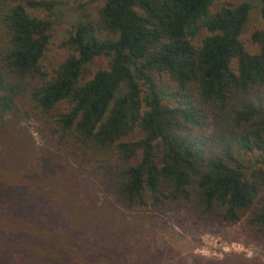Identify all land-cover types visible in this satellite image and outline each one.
Wrapping results in <instances>:
<instances>
[{
  "label": "trees",
  "instance_id": "trees-1",
  "mask_svg": "<svg viewBox=\"0 0 264 264\" xmlns=\"http://www.w3.org/2000/svg\"><path fill=\"white\" fill-rule=\"evenodd\" d=\"M215 1L85 0L51 61L58 1L0 0V264H264L171 259L148 225L182 208L264 251V27L240 39L264 0Z\"/></svg>",
  "mask_w": 264,
  "mask_h": 264
},
{
  "label": "rangeland",
  "instance_id": "rangeland-1",
  "mask_svg": "<svg viewBox=\"0 0 264 264\" xmlns=\"http://www.w3.org/2000/svg\"><path fill=\"white\" fill-rule=\"evenodd\" d=\"M56 25L52 32L48 58L51 61H62L67 55L61 42L66 38L70 26L75 24L80 17L78 4L85 0H57ZM245 0H216L209 9V14H214L220 8L234 6ZM264 27L258 8L253 6L248 22L240 37L247 51L256 53L257 48L250 41V36L256 30ZM206 32L202 29L199 38ZM93 70L106 67V59L99 58L93 62ZM168 86L165 82L164 87ZM37 146H41L36 125L30 120L23 121ZM148 222L154 229L156 237L170 247L171 259H186L191 256L206 260H221L226 254H244L247 258L259 257L264 262V251L257 243L248 240L240 226L228 227L217 221L195 220L182 208H173L168 212L153 216ZM147 226V225H146Z\"/></svg>",
  "mask_w": 264,
  "mask_h": 264
}]
</instances>
